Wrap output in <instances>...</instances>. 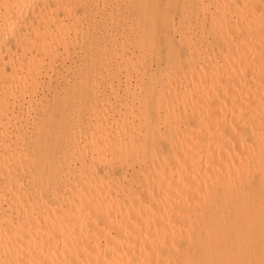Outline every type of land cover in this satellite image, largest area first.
I'll list each match as a JSON object with an SVG mask.
<instances>
[{
  "label": "bare ground",
  "instance_id": "bare-ground-1",
  "mask_svg": "<svg viewBox=\"0 0 264 264\" xmlns=\"http://www.w3.org/2000/svg\"><path fill=\"white\" fill-rule=\"evenodd\" d=\"M76 4L0 0V264H200L217 221L236 208L223 238L255 203L245 171L264 163V135L256 147L246 135L261 125L264 0H116L102 48L52 87L58 47L84 31ZM42 55L53 93L29 119Z\"/></svg>",
  "mask_w": 264,
  "mask_h": 264
},
{
  "label": "rangeland",
  "instance_id": "rangeland-1",
  "mask_svg": "<svg viewBox=\"0 0 264 264\" xmlns=\"http://www.w3.org/2000/svg\"><path fill=\"white\" fill-rule=\"evenodd\" d=\"M79 1V4H81L80 6H79V4H76V6H77V8H75V10H76V13L77 14H80V15H78V18H77V20H78V22L77 23H79V21H81V22H83V25L82 24H78V27L80 26V27H82L81 28V30H83L84 29V31L82 32V31H80V29H79V31L80 32H78L77 34V37H76V42H78V43H75V45L73 46L74 47V52H76L75 54H74V52H73V54H72V51H73V48H72V46H69V49H68V53L66 54V55H64L65 54V52H64V50L62 49L63 47L62 46H59L58 47V49H59V51H61L60 53L61 54H59V57L57 58V60H55V64L57 65L55 68H57L58 70H59V73H58V76L56 75L55 76V70L53 71V72H51V69H46L45 70V68H46V65H48L49 66V61L50 60H48V55L47 56H41L42 57V59H43V57H44V59H46V61H48V63L46 62H44V60H43V62H41V66L43 67V69H42V67H41V70H40V72L42 73H40L39 74V83H37V94L35 93L36 91H35V89L34 90H30L29 92L32 94V96H34V98H35V100H37L38 102L37 103H39V104H37L36 102L34 103L36 106H35V108L34 109H32V110H30L31 109V107L34 105V104H32V106H30V108H28L27 106H25V104H27V102L26 101H24V106L23 107H21V110L24 112V114H25V111H26V109H27V111H28V113H27V111H26V113H27V115L28 116H30L29 115V111H30V113H31V115H35V114H38V112L40 111V109L38 108V107H40L41 106V102L40 101H42L43 102V100L44 101H46V100H50V98H51V96H52V90H50L49 91V89H52V87H53V84H56V83H59L60 85L62 84V82H63V80H62V78H71V76H72V73L71 72H73V70H72V67L74 68L76 65H78V64H80V63H82L83 62V60L84 59H86L87 60V62L90 60L89 58L93 55V51L95 50V53L96 52H99L98 51V49L100 50L101 48H102V44H101V42H100V38L102 37L101 36V30H102V32L105 34L106 33V31H109V33H106V34H110V29L109 28H107L106 26H108V27H112L111 28V30L113 31L114 30V27H115V25H114V23H113V20L112 21H110L111 19L109 18V21H107V19H108V16L110 15V13H108L107 14V12L109 11V12H112L113 11V8H114V4H116V0H105L104 2V4L102 5L101 3V1L102 0H97L98 2H97V6L95 5L96 4V0H86V3H85V0L83 1V0H78ZM82 1V2H81ZM118 1V0H117ZM91 2H92V5H91ZM95 2V3H94ZM111 2V3H110ZM90 3V4H89ZM110 3V4H109ZM84 4V5H83ZM86 4H89V5H86ZM100 5H102V7H100ZM104 5L105 6H107V8H105L104 7ZM108 5H110L111 6V11H110V7L108 6ZM89 6V7H88ZM86 8V10L85 9H83V8ZM90 7H92V8H94V9H90ZM97 7V8H96ZM103 7H104V10H103ZM113 7V8H112ZM83 9V10H82ZM96 9V10H95ZM89 10H90V12H89ZM91 10H93L94 12L96 11V15H95V13H93ZM98 10V11H97ZM101 10V11H100ZM106 10V11H105ZM82 11H84L83 13L85 14L84 16L82 15V13L81 12ZM85 11H86V13H85ZM92 12V13H91ZM105 13V14H104ZM90 14V15H89ZM103 15L102 17L103 18H100V15ZM89 15V16H88ZM94 15V16H93ZM105 15H107V16H105ZM87 16V17H86ZM93 16V17H92ZM79 17H81V18H79ZM83 17V18H82ZM96 17V20H95V22H94V20H92V18H95ZM97 17H99V18H97ZM84 18H86L85 20H84ZM104 18H106V20H104ZM173 18L176 20V14L175 13H173ZM98 19H100V20H98ZM101 19H103V20H101ZM82 20H84V21H82ZM91 20L92 21V23L91 22H89V21ZM88 22V23H86V22ZM102 21V22H101ZM98 22V23H97ZM100 22V23H99ZM103 22H105L106 24H110V25H106V24H102ZM112 22V23H111ZM89 24H90V26H89ZM93 24H95L94 26H91V25H93ZM96 24H98V25H96ZM87 25L89 26V27H87ZM103 25V26H102ZM104 25H106V26H104ZM85 26H86V28H85ZM101 26V27H100ZM96 30H92L93 28ZM100 27V28H99ZM102 28H104V30L102 29ZM105 28L107 29V30H105ZM85 29H88V31L86 30L85 31ZM90 29V30H89ZM97 29H99V30H97ZM101 29V30H100ZM91 31H92V33H91ZM94 31V32H93ZM111 31V32H112ZM87 32V33H86ZM88 32H89V34L90 35H88ZM174 32V33H173ZM177 31H172L171 33H173V36L175 37V38H178V32L176 33ZM82 33V34H81ZM176 33V34H175ZM84 34V35H83ZM88 36H87V35ZM95 35V34H98L97 36H99L100 35V37H98V39L96 40V38H95V36H93V35ZM79 35H81L80 36V38H81V40H80V38H79ZM82 35H83V37H82ZM87 36V38L89 37V39L91 38V35H92V40H95V41H92V40H89V39H85L84 37H86ZM177 36V37H176ZM95 38V39H94ZM86 40L87 41V43L84 41L83 42V40ZM80 41H82V43L80 42ZM91 42V44H90V42ZM100 43H99V42ZM93 43H96L97 44V46H100V47H98V48H96L95 49V45H93ZM82 44V45H81ZM84 44H85V46H87V48L88 49H86V47L84 46ZM91 46H90V45ZM80 45V48L78 47ZM84 46V47H83ZM91 48H90V47ZM82 47V48H81ZM93 48H94V50H93ZM75 49H77L78 51H75ZM85 49V50H84ZM91 49V50H90ZM63 50V51H62ZM72 50V51H71ZM88 50H90V51H88ZM93 50V51H92ZM83 51V52H82ZM84 51L86 52L85 54H83L84 53ZM80 53V54H79ZM87 53H88V55L90 56H88L87 55ZM91 53V54H90ZM62 54L64 55V56H62ZM68 54H69V56H68ZM71 55H72V57H71ZM74 55V56H73ZM61 56L63 57L62 58V60H61ZM67 56V57H66ZM75 56H77V57H75ZM81 56V57H80ZM84 58H83V57ZM73 57H74V59H75V61H74V59H73ZM79 57V58H78ZM88 57V58H87ZM64 58H66V59H64ZM67 58H69V59H67ZM79 59V60H78ZM61 60V61H60ZM82 60V62H78V61H81ZM86 60H84V61H86ZM58 61H60V62H58ZM77 61V62H76ZM57 62V63H56ZM62 62V63H61ZM66 62L67 63H70V64H68V66H66ZM62 65H61V64ZM74 64V65H73ZM44 65H45V67H44ZM61 65V66H60ZM63 65H64V68H62L63 67ZM69 66H71V70L70 69H66V67L67 68H69ZM61 67V68H60ZM61 69H62V71H63V75H62V77L60 76V72H61ZM66 70H70V72H68V71H66ZM44 71H47V72H49V74H50V72H51V74L49 75L47 72V74H45V75H43V73H45ZM65 72H66V76H65ZM61 74H62V72H61ZM47 75H49L50 76V79H52V77H53V80H50V82L48 81V79L49 78H47ZM48 76V77H49ZM52 76V77H51ZM56 79H55V78ZM40 78L42 79V80H40ZM58 78H59V81L60 82H58ZM46 79V80H45ZM43 81H44V83H43ZM45 82H49L51 85H52V87H51V85H49V83H45ZM38 84H39V86H38ZM41 84H42V86H41ZM44 84V85H43ZM47 85H49L47 88L45 87V86H47ZM41 86V87H40ZM39 87V88H38ZM41 88V89H40ZM43 89V90H42ZM47 89H48V92H47ZM41 90L45 93V95H46V97H45V95L44 94H42V92H41ZM33 92L35 93V94H33ZM47 92V93H46ZM50 92V93H49ZM39 94L41 95H43V96H40V98H39ZM48 94V95H47ZM49 94H50V96H49ZM37 95H38V97H37ZM36 96V97H35ZM44 97V98H43ZM42 98V99H41ZM47 98V99H46ZM46 99V100H45ZM257 101V100H256ZM259 101H261V102H263V103H261V102H259ZM258 102H259V112H260V110H261V115L263 116V114H264V108H262L263 106L262 105H264V98H263V101H262V99H260V100H258ZM260 103L262 104V105H260ZM41 108V107H40ZM39 109V110H38ZM255 112V111H254ZM258 112V113H259ZM34 113V114H33ZM256 113H257V111H256ZM255 113V114H256ZM254 114V113H253ZM254 114V115H255ZM258 116L261 118H258ZM262 116H260V114H256L254 117H255V119H257L258 118V120H259V122L257 123V124H261V125H264V118L262 117ZM29 119H32V116H30L29 117ZM254 119V120H255ZM253 120V121H254ZM256 121V120H255ZM255 121H254V123H255ZM260 121H262V123L260 122ZM254 123H253V125H254ZM261 125H259V126H257L256 125V123H255V125L254 126H256L255 128L256 129H258V133H257V135H256V129L254 130V127L252 126V125H250L249 126V128H248V130L250 131L251 129V133H247V137H246V141H249L250 142V139L252 138V143H254L255 144V139H254V135L255 136H257V139H259L260 140V137L259 136H263L264 134H261L262 133V130H263V132H264V128H262L261 127ZM251 127V128H250ZM261 127V128H260ZM260 129H261V133H259V131H260ZM254 130V131H253ZM256 131V132H255ZM249 134H251L252 136H249ZM254 134V135H253ZM259 137V138H258ZM248 139V140H247ZM254 139V140H253ZM259 140H257V141H259ZM254 141V142H253ZM249 142H247L248 144H249ZM259 142H261L260 143V148H258V146H257V144H259ZM259 142H257L256 144H255V147L257 148H255L256 150H254V151H256V152H258V153H255V154H257V156L259 157V159H260V157H263L264 156V152L262 153V151H264L263 150V147L261 148V146L264 144V136H263V138L261 137V141H259ZM252 143H250L249 144V148L250 149H248V147H247V149L246 150H249V151H246V152H249L248 153V155L250 154V151L251 152H253V153H251V155L249 156V158H253V160H251V161H253V164L254 165H256V164H258V162H256L255 160H257V158L258 157H256V155L254 156V151H253V144ZM251 144L253 145L252 146V148H251ZM264 146V145H263ZM252 149V150H251ZM258 149L261 151V149H262V151L261 152H259L258 151ZM260 153H261V156H260ZM253 154V155H252ZM263 154V155H262ZM246 155H247V153H246ZM253 156V157H252ZM256 157V158H255ZM247 158V157H246ZM248 160L249 159H247V162H248ZM261 160H262V158H261ZM261 160H260V162H261ZM258 161V160H257ZM255 162H256V164H255ZM259 162V163H260ZM262 162H264V157H263V161ZM249 163V162H248ZM264 164V163H263ZM262 163H261V166L263 165ZM247 166H249V164H247ZM251 166H252V162H251ZM261 166L260 165H256L255 166V168L256 167H258L259 169H260V171H257V170H259L258 168H256V170H255V168H254V166H252L250 169H249V167H248V169H249V172L248 171H245L247 174H245V177H247L248 175H252V176H249V177H247L246 178V183L247 182H249V184L247 183L246 184V186H247V189H248V191H249V189L251 188L250 186H253V185H255V184H257L258 186H259V183H260V190H259V188H257L258 186L257 185H255V187L257 188H255L254 186H253V194L255 195V191L256 192H259L258 194H257V196L258 197H255L254 195H253V197L254 198H259L258 200V202L253 198L252 200L253 201H255V203H252L253 205H255V206H253L252 207V204H251V206L250 205H248L249 203H251L252 202V200H251V202H246V198L249 200V198L251 197V196H249V198H248V196L246 195L245 196V202H246V205H248L249 207H248V209H250L249 211H246V212H248V213H245V214H248L247 216H248V218H245V222H246V219H247V224H246V226H244L243 227V225H242V223L241 224H239L240 225V228H236V227H233V228H231V227H229V229L231 230V231H229L228 230V232H231V233H229V235H227V236H225V237H223L222 238V233H221V230L223 231V228L225 227H227L228 228V222H230L229 224L231 225V223L232 222H234V220H232L233 218H232V215L231 214H233V211H237L236 210V208L235 209H232L231 210V214H230V217H231V219L227 222V224H226V226L224 225L225 223H222L221 224V226H222V228L220 227V221H219V223H218V221H217V223L219 224V226H216V224H215V231H216V229L219 231V233L221 234L220 236L216 233L215 235H216V237L217 238H220V239H212L211 241H215V248L216 249H214V245L212 244V243H209V242H207V241H203L205 244H206V246L208 245V248L206 249V246L204 245V244H202V247L199 245V247H200V256H201V258H199V262H201L203 259L205 260V258H206V262H207V264H208V262H209V264H216V263H214L215 262V260H217L218 259V263L219 264H221L220 262H219V258H214V257H216V256H214V255H211L210 254V252H209V250L210 249H212L213 248V250L215 251V253L217 254L218 253V255L217 256H220V259H222V262L224 263V260H226V258H224L223 259V257L225 256H227V255H224V254H230V252H231V255L230 256H228L227 257V259L229 258V264H237L238 262V264H264V165H263V170H262V172H261ZM252 169L253 170H255V172L253 171V173H251L252 172ZM251 171V172H250ZM250 173V174H249ZM260 173L262 174V176H259L260 175ZM254 174V175H253ZM255 174H256V176H255ZM258 174V175H257ZM252 177V178H251ZM257 177V178H256ZM258 177H261V181H259L258 180ZM248 178H250V179H248ZM255 179H257V180H255ZM257 182H259V183H257ZM247 189H246V192L245 193H247ZM257 190H259V191H257ZM250 191H251V189H250ZM249 191V192H250ZM250 194L252 195V193L250 192ZM249 194V195H250ZM257 203H258V205H257ZM245 205V206H246ZM247 209V207H244L243 209H242V211L244 210V209ZM239 211V210H238ZM240 212V211H239ZM244 212H245V210H244ZM258 213L259 215H260V217H259V215L257 216L256 215V213ZM236 214V213H235ZM238 215V214H237ZM240 215V214H239ZM244 215V213L242 214V215H240V216H236V215H233V216H235V218L237 217V220L235 219V221H237L238 223L240 222V221H238V220H240L241 219V222H243V220H242V217L241 216H243ZM245 216V215H244ZM258 217V218H256V217ZM238 217H240V219H238ZM244 218V217H243ZM238 223H237V226H239L238 225ZM233 225H234V223H232ZM235 224H236V222H235ZM244 224V223H243ZM229 225V226H230ZM241 226L243 227V228H241ZM221 228V229H220ZM227 228H226V231L225 232H227ZM217 231V232H218ZM223 231V232H224ZM225 234V233H224ZM228 234V233H227ZM226 235V234H225ZM215 236H214V238H216ZM210 241V242H211ZM208 243V244H207ZM210 245V246H209ZM219 247H221L220 249H222V250H220V252H223V249H224V251H226V253H220V255H219ZM210 248V249H209ZM218 248V249H217ZM201 249H203V250H201ZM225 249H228V250H225ZM206 250H208V252H209V255L212 257V256H214L213 258H211V260L212 261H214V262H211V261H209L208 259L210 258V256L206 253L207 251ZM218 250V251H217ZM202 251H204V254H207V257L203 254V252ZM213 251V252H214ZM229 253H228V252ZM213 252H211V253H213ZM201 254H203V255H201ZM215 254V255H216ZM224 256H223V255ZM222 255V256H221ZM203 257V258H202ZM222 257V258H221ZM230 258H231V260H230ZM202 259V260H201ZM203 260V261H204ZM201 262V263H203L204 264V262ZM228 261H225V262H228ZM231 261H233V263H231ZM200 263V264H201ZM222 263V264H223Z\"/></svg>",
  "mask_w": 264,
  "mask_h": 264
}]
</instances>
